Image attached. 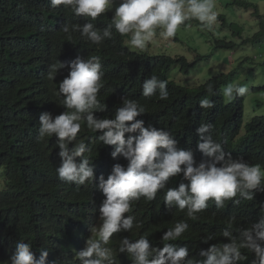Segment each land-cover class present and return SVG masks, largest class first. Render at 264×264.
<instances>
[{
	"label": "clouds",
	"instance_id": "clouds-1",
	"mask_svg": "<svg viewBox=\"0 0 264 264\" xmlns=\"http://www.w3.org/2000/svg\"><path fill=\"white\" fill-rule=\"evenodd\" d=\"M7 1L12 2L15 10L32 8L39 12L44 26L38 29L34 24L17 25L27 29L23 46L2 48L3 53L24 62L36 57L56 59L48 66L47 78L55 80L59 71L66 75L54 90L57 113L46 111L39 117L37 140L42 142L48 137L47 141L53 142L58 150L61 165L56 173L63 181L61 186L98 188L104 196L99 216L87 230L64 223L62 218L52 219L53 227L55 221L69 225L66 230L80 241L74 260L79 264H116L117 253H126L132 264H246L250 256L252 264H264V205L260 206L258 221L248 226L238 224L234 215L229 217L219 232L228 242L211 244L207 250L201 249L198 257L188 258L189 249L174 243L188 232L187 219L197 220L198 214L209 207V201L219 210L228 201L239 205L241 201H254L257 192L264 193V164L250 163L243 156L233 158L225 150L227 140L215 138L214 125L209 122L200 123L196 129L199 140L189 150L180 148L169 130L145 127V122L137 117L147 113L146 105L131 98H123L115 107L112 104L116 93L113 82L106 83L103 56L83 54L74 48L80 37L97 49L119 37L130 54H150L132 51L127 45L143 51L149 44L169 41L182 25L185 30L191 29L193 23H198L202 31L215 32L219 24L216 0ZM32 2L36 4L30 5ZM177 57L184 56L171 58ZM199 57H204L202 62L209 58ZM174 66L188 76L180 65ZM168 77L184 86L170 74ZM141 91L145 98L169 99L168 81L156 75L142 83ZM206 92L199 105L201 109H213L215 105L209 97L217 93L212 83L207 84ZM220 92L230 102L238 97L246 99L250 88L247 83L233 81L222 86ZM82 125L91 133L100 134L95 140L84 138L80 134ZM71 145L74 146L70 148ZM103 152L109 155L108 159L102 158ZM195 152L203 154L199 162L194 158ZM174 178L188 183L167 188ZM161 190H164L163 203L169 210L175 209L187 218L167 228L162 236L163 247H152L147 233L134 240L120 239L116 249L109 247L114 234L143 228V223L130 214L133 205L141 198L154 201ZM43 199L63 211L78 203L66 198ZM216 236L208 233L200 240L207 244L216 240ZM48 255L42 249L37 259L32 244L21 239L10 260L3 264H46Z\"/></svg>",
	"mask_w": 264,
	"mask_h": 264
},
{
	"label": "trees",
	"instance_id": "trees-1",
	"mask_svg": "<svg viewBox=\"0 0 264 264\" xmlns=\"http://www.w3.org/2000/svg\"><path fill=\"white\" fill-rule=\"evenodd\" d=\"M35 4L36 2L30 3ZM234 4L247 9L254 8V15L260 20L262 29L250 40H262L264 19L259 8L240 0H235ZM42 20L39 12L32 8L15 10L11 1L0 0V172L6 173L5 176H0L4 179L0 189V264L10 260L15 252V245L21 239L32 244L37 259L40 258L42 249L47 250L49 255L46 264H79L74 258L81 243L75 234L66 230L69 225L64 223H74L89 229L99 216L103 201L101 199L104 197L98 188L93 190L61 186L63 181L56 173V168L61 165V160L57 159L58 150H55L53 142L47 141L48 137L42 142L37 140L39 117L46 111L57 113L58 99L54 90H57L60 78L62 81L66 77L59 71L55 80L47 78L48 66L57 62L56 59L36 57L24 62L11 59L3 53L2 48L19 49L23 46L27 29L17 25L34 24L41 29L44 26ZM222 20L224 26L233 31L234 36L242 35L243 28L235 24L229 25L225 16H222ZM235 46L237 45L234 43L216 41L217 48L231 50ZM74 48L83 54L98 53L103 56L104 61L101 63L106 83L112 81L116 93L112 104L115 107L123 98H131L146 105L147 113L137 117L145 122V127L151 125L169 130L179 142L178 146L189 150L199 140L196 129L200 123L209 122L214 125V137L227 140L224 147L232 153L233 158L243 156L250 163L264 164V117L255 116L247 124L246 134L242 136L245 97H238L229 103L225 101L220 90L226 76L215 77L196 88L181 86L169 80L168 72L174 65H180L183 72L189 75L204 57L189 63L185 57L130 54L122 47L119 37L100 49L80 37L75 41ZM151 75L168 81L167 101H160L157 96H142L141 85ZM208 83L214 85L217 95L209 97L215 107L205 110L201 109L199 100L207 95ZM80 134L84 138L95 140V136L100 133H91L82 125ZM105 153L103 152L102 158L108 159L109 155H104ZM194 158L199 162L203 159V154L195 152ZM181 182L188 183L174 178L166 187H178ZM163 194L164 190H161L151 202H146L143 198L136 201L130 214L143 223V228L114 234L108 246L116 249L120 239L134 240L147 233L151 246L162 248V236L167 228L178 220L187 219L184 213L169 210L163 203ZM43 198L49 201L66 198L77 200L78 203L63 211ZM261 205H264V193L260 192H257L254 201H241L239 205L228 201L219 210L214 202L209 201V207L198 214L197 220L187 219L189 230L185 233L186 238L182 237L174 243L189 249L188 258L198 257L201 249L207 250L211 244L223 240L219 232L229 217L234 215L238 224L248 226L258 221ZM53 218H62L64 223L55 221L53 227ZM208 233H216L217 236L216 240L206 244L200 238ZM116 264L132 262L126 253H117ZM246 264H252L251 256Z\"/></svg>",
	"mask_w": 264,
	"mask_h": 264
},
{
	"label": "rangeland",
	"instance_id": "rangeland-1",
	"mask_svg": "<svg viewBox=\"0 0 264 264\" xmlns=\"http://www.w3.org/2000/svg\"><path fill=\"white\" fill-rule=\"evenodd\" d=\"M234 1L216 0L219 24L215 32L202 31L197 26L198 23H193L191 29L185 30L182 25L175 37L169 41L149 44L143 51L128 45L127 47L132 51L149 52L152 55L184 56L191 63L199 55L208 56L209 58L188 76L181 73L179 66L171 69V77L187 87H198L221 75L227 78L223 86L233 81L247 83L250 94L245 99V118L241 133L243 136L246 134L247 124L255 116H264V38L260 41H249L261 31V22L254 15V8L241 7L234 4ZM240 1L257 6L264 19V0ZM222 16H225L229 25L235 24L245 30L241 38L234 36L233 31L224 26ZM216 41L233 42L237 46L231 50L217 48ZM5 175L4 171L0 172V176ZM3 183L4 179L0 177V189Z\"/></svg>",
	"mask_w": 264,
	"mask_h": 264
}]
</instances>
